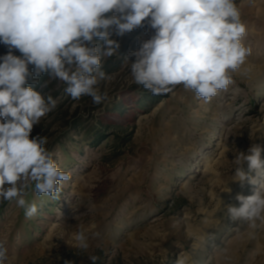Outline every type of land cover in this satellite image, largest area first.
Wrapping results in <instances>:
<instances>
[{
    "label": "rangeland",
    "instance_id": "obj_1",
    "mask_svg": "<svg viewBox=\"0 0 264 264\" xmlns=\"http://www.w3.org/2000/svg\"><path fill=\"white\" fill-rule=\"evenodd\" d=\"M235 2L252 54L208 103L182 85L153 95L134 83L123 55L138 47V37L149 38L144 28L120 39V54L102 60L107 78L98 87L108 99L101 104L89 96L73 100L63 82L45 79L57 107L31 136L47 137L70 179L59 199L28 194L38 206L31 219L15 201L0 203L8 264H92L93 255L96 264H176L179 255L187 264H264V220L253 229L227 211L239 206L237 194L254 191L234 181V153L264 148V0ZM146 96L152 98L138 107ZM116 103L121 111L111 113ZM97 125L99 141L89 133ZM81 227L86 250L75 246Z\"/></svg>",
    "mask_w": 264,
    "mask_h": 264
},
{
    "label": "clouds",
    "instance_id": "obj_2",
    "mask_svg": "<svg viewBox=\"0 0 264 264\" xmlns=\"http://www.w3.org/2000/svg\"><path fill=\"white\" fill-rule=\"evenodd\" d=\"M141 28L149 38L138 37V47L123 55V62L134 83L153 95L182 85L208 103L228 88L231 73L252 54L242 43L247 25L235 0H0V45L6 49L0 54V203L15 201L31 219L38 212L37 204L26 199L31 191L59 199L70 173L47 149V137L31 136L57 107L44 92L48 80L63 82L73 100L89 96L101 104L108 99L98 87L107 78L102 60L120 54V39ZM262 152L252 144L231 160L234 181L247 182L254 191L237 194L239 206L229 204L228 216L253 229L264 220ZM74 241L80 249L89 247L83 227ZM89 259L96 264L98 257ZM8 261L7 240L0 239V264ZM176 264H187L186 258L179 255Z\"/></svg>",
    "mask_w": 264,
    "mask_h": 264
},
{
    "label": "trees",
    "instance_id": "obj_3",
    "mask_svg": "<svg viewBox=\"0 0 264 264\" xmlns=\"http://www.w3.org/2000/svg\"><path fill=\"white\" fill-rule=\"evenodd\" d=\"M46 78H47V77L45 76V77H42L41 79H42V81H44ZM150 98H152V97H150V96H146V97H144L143 99L141 98L140 101H139L138 107L144 106L143 104L146 102L147 99H150ZM145 99H146V100H145ZM121 107H122L121 104L119 105V103H116V104L112 107V109H111L110 112H111V113H115V112H117L118 110H120ZM120 111H121V110H120ZM75 125L77 126V123H75ZM89 133H91L92 138H93V139H96V141H99L100 139L103 138L102 136H100V125L94 126L92 130H89ZM103 139H104V138H103Z\"/></svg>",
    "mask_w": 264,
    "mask_h": 264
}]
</instances>
